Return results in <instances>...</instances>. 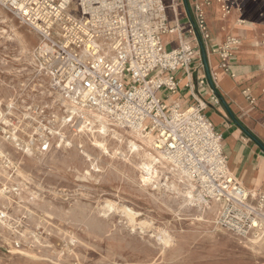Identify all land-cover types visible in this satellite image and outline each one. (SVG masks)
Segmentation results:
<instances>
[{
	"label": "rangeland",
	"instance_id": "rangeland-1",
	"mask_svg": "<svg viewBox=\"0 0 264 264\" xmlns=\"http://www.w3.org/2000/svg\"><path fill=\"white\" fill-rule=\"evenodd\" d=\"M164 1L166 4H170L171 0ZM20 34L28 39L27 50L20 42ZM37 39L34 32L0 6V152L3 154L0 156V197H2V201L0 198V264H264V234L260 238H241L226 232V230L223 232L217 224L220 214V206L217 203H212L216 210L208 211V209L203 215L196 207L189 206L181 195L171 192L166 187L164 176H161L160 184L143 183L141 172L138 169V158L123 156L120 153L114 155L115 149L112 143L109 146V153L101 152L92 144L90 135L79 133L80 127L77 118L70 124H64V120L70 118L67 106L73 104L53 90L50 79L38 75L33 55L38 44ZM114 128L122 134L127 133V130L120 127V130L117 126ZM14 134L17 137L16 143L11 142L10 139ZM91 149H94L95 152ZM86 156L92 159L86 160L88 159ZM93 166H96L97 170L94 171ZM88 171L91 176L86 175ZM130 175H133V179ZM120 178L123 179L120 180ZM65 183L66 185H64ZM146 186L148 187L146 188ZM171 197L173 198L171 199ZM77 201L81 204L80 206ZM46 203L49 204L46 205ZM109 205H112L114 210L109 212L108 216H104L102 212ZM125 209L136 213L135 231L124 215ZM116 210L118 211L116 212ZM109 217L111 218L109 219ZM183 217L184 219H181ZM29 219L32 220L29 221ZM42 221L43 223H39ZM93 224H96L97 228H93ZM161 235L170 237L173 241L172 246L166 250H162L163 246L161 248L158 245V236ZM113 236H117L118 241ZM120 240L122 241L120 242ZM143 250L146 252L143 253ZM234 255L235 257H233ZM198 257L203 260L201 261Z\"/></svg>",
	"mask_w": 264,
	"mask_h": 264
},
{
	"label": "built area",
	"instance_id": "built-area-1",
	"mask_svg": "<svg viewBox=\"0 0 264 264\" xmlns=\"http://www.w3.org/2000/svg\"><path fill=\"white\" fill-rule=\"evenodd\" d=\"M216 2L223 18L237 7V0ZM212 4L188 0L190 19L182 0H0L2 8L37 35V73L50 79L54 91L122 129L152 137L168 162L194 183L200 203L220 206L222 229L260 238L264 192H249L231 176L223 136L207 118L206 107L170 104L161 94L176 96V73L190 72L201 57L196 33L208 48L207 10ZM167 35H177L176 47L167 48ZM238 44L229 38L213 51L222 70L228 71ZM211 78L215 85L218 74L211 71ZM198 85L208 87L207 77Z\"/></svg>",
	"mask_w": 264,
	"mask_h": 264
},
{
	"label": "crops",
	"instance_id": "crops-1",
	"mask_svg": "<svg viewBox=\"0 0 264 264\" xmlns=\"http://www.w3.org/2000/svg\"><path fill=\"white\" fill-rule=\"evenodd\" d=\"M207 24L211 33L206 48L208 65L210 71L218 74L215 89L198 85L207 76L201 56L190 72L176 73L180 80L176 96L168 99L167 94H161L163 98L167 95L164 99L170 104L177 101L185 108L198 103L205 106L207 118L223 136L231 176L249 192L261 193L264 153L247 133L264 145V0H237V7L227 18L222 17L218 3L213 0L207 10ZM229 38L238 39L239 44L231 51L226 72L220 68V57L213 51ZM176 39L177 35L164 37L168 49L176 47Z\"/></svg>",
	"mask_w": 264,
	"mask_h": 264
},
{
	"label": "bare ground",
	"instance_id": "bare-ground-1",
	"mask_svg": "<svg viewBox=\"0 0 264 264\" xmlns=\"http://www.w3.org/2000/svg\"><path fill=\"white\" fill-rule=\"evenodd\" d=\"M21 30V29H20ZM6 31V30H5ZM20 37V42L23 46V48L25 50H27V44H28V39L23 35V34H20L19 35ZM38 41V39H37ZM21 46V45H20ZM33 48V47H32ZM18 55V54H17ZM34 55V54H33ZM1 57V56H0ZM29 57V56H28ZM10 63V62H9ZM4 64V63H3ZM2 67V66H1ZM30 67V66H29ZM2 74V72H1ZM43 79V78H42ZM39 81V80H38ZM37 81V82H38ZM40 82V81H39ZM2 85V84H1ZM4 85V84H3ZM50 85V84H49ZM10 87V86H9ZM37 87V85H36ZM50 87V86H49ZM39 89V88H38ZM1 90V89H0ZM4 90V89H3ZM2 90V91H3ZM52 90V89H51ZM7 91V90H6ZM44 91V90H43ZM7 94V93H5ZM1 95V94H0ZM4 95V94H3ZM37 95V94H36ZM8 96V95H7ZM6 96V97H7ZM1 97V96H0ZM30 97V96H29ZM37 97V96H36ZM43 97V96H42ZM38 98V97H37ZM41 98V97H40ZM34 99V98H33ZM54 100V99H53ZM63 101V100H62ZM27 102V101H26ZM65 102V101H64ZM30 103V102H29ZM34 103V102H33ZM45 103V102H44ZM2 104V103H1ZM29 105V104H28ZM58 105V104H57ZM59 108V107H58ZM68 110L67 112L69 113V116L70 118L68 120H64V124H70L73 120H75V118H77V120H79V127H80V131L79 133H82V134H87V135H90L91 137V142L92 144L97 147L101 152L103 153H109V146L110 144L112 143L113 144V147L115 149V152H114V155H118V153L122 154L123 156H134L137 159V161L139 160V163H138V169L140 170L141 172V179H142V182L143 183H157V184H160V178L161 176H164L166 178V187L171 191V192H174V193H178L179 195L182 196V198L184 199L185 202H187V204L191 207H196L198 210H200V212H202V214L204 215L206 213V210L210 211V209H213V210H216V207H214L212 205V203H208V204H201L200 201L196 198V193H195V185L194 183L188 178L186 177L185 175H183L182 173L178 172L167 160V158L164 156V154L158 150V148L156 147L155 145V142H154V139L152 137H144L142 136L141 134L137 133V132H134V131H130V130H127V133L126 134H122L121 132L117 131L114 127H118L117 124H115L114 122H112L111 120H109L107 117L99 114V113H96L95 111L93 110H90V109H84V108H81V107H78L76 105H69L67 106ZM18 111V110H17ZM31 112V111H30ZM55 113V112H54ZM65 113V112H64ZM57 114V113H56ZM4 115V114H3ZM12 116V115H11ZM2 117V116H1ZM13 117V116H12ZM45 117V116H44ZM50 117V116H49ZM31 118V117H30ZM37 118V117H36ZM29 119V118H28ZM36 120V119H35ZM51 121V120H50ZM58 121V120H57ZM56 121V122H57ZM38 122V121H37ZM49 123V122H48ZM7 124V123H5ZM58 125V124H57ZM62 125V124H61ZM50 126V125H49ZM71 126V125H70ZM22 128V127H21ZM53 128V127H52ZM119 128V127H118ZM14 129V128H13ZM42 130V129H41ZM68 130V129H67ZM120 130V128H119ZM29 131V130H28ZM75 131V130H74ZM122 131V130H121ZM19 132V130H18ZM125 132V131H124ZM21 133V132H20ZM57 133V132H56ZM66 133V132H65ZM12 134V133H11ZM19 134V133H18ZM55 134V133H54ZM29 135V134H28ZM86 135V136H87ZM59 137V136H58ZM65 137V136H64ZM1 138V137H0ZM55 138V137H54ZM70 138V137H69ZM3 139V138H2ZM11 139V142H17V137L16 135L14 134L12 136ZM50 139V138H49ZM76 139V138H75ZM83 139V138H82ZM1 140V139H0ZM55 140V139H54ZM67 140V139H66ZM88 140V139H87ZM62 142V141H61ZM72 142V141H71ZM90 142V143H91ZM8 143V142H7ZM54 143V142H53ZM10 144V143H9ZM33 144V143H32ZM91 144V145H92ZM11 145V144H10ZM30 145V144H29ZM68 146L70 145L69 143L67 144ZM86 145V144H85ZM53 146V145H52ZM65 146V145H64ZM63 146V148H64ZM88 146V145H87ZM58 147V146H57ZM56 147V148H57ZM93 147V146H92ZM35 148V147H34ZM67 148V147H66ZM79 148V147H78ZM96 148V149H97ZM12 149H14L12 147ZM62 149V148H61ZM81 149V148H80ZM58 150V149H57ZM69 150V149H68ZM94 151V149H91V151ZM46 151V150H45ZM67 151V150H66ZM86 151V150H85ZM111 151V150H110ZM29 152V151H28ZM49 152V151H48ZM65 152V151H64ZM90 152V151H88ZM95 152V151H94ZM99 152V151H98ZM31 153V152H30ZM57 153V152H56ZM77 153V152H76ZM75 153V154H76ZM79 153V152H78ZM84 153V152H83ZM86 153V152H85ZM92 153V152H91ZM17 154V153H16ZM27 154V153H26ZM81 154V153H80ZM2 152H0V156H2ZM8 155V154H7ZM45 155V154H44ZM51 155V154H50ZM60 155V154H59ZM68 155V154H67ZM82 155V154H81ZM107 155V154H106ZM109 155V154H108ZM107 155V156H108ZM29 156V155H27ZM33 156V155H31ZM54 156V155H53ZM81 157V156H80ZM85 157V156H84ZM88 159L86 160H91L89 156H86ZM94 157V155H93ZM54 158V157H53ZM61 158V156H60ZM79 158V157H78ZM74 159V158H72ZM81 159V158H80ZM83 159V158H82ZM94 159V158H93ZM111 159V158H110ZM109 159V160H110ZM134 159V158H133ZM132 159V160H133ZM31 160H32V157H31ZM35 160V159H34ZM39 160V159H38ZM44 160V159H43ZM70 160V159H69ZM95 160V159H94ZM77 161V159H76ZM81 161V160H80ZM83 161V160H82ZM112 161V160H111ZM134 161V160H133ZM40 162V161H39ZM43 162V161H42ZM46 162V161H45ZM85 162V161H84ZM88 162V161H87ZM106 162V161H105ZM124 162V160H123ZM122 162V163H123ZM9 163V162H8ZM28 163V162H27ZM44 163V162H43ZM49 163V162H48ZM77 163V162H76ZM118 163V162H117ZM136 163V162H135ZM30 164V163H29ZM38 164V162H37ZM42 164V163H41ZM50 164V163H49ZM54 164V163H53ZM79 164V163H78ZM125 164V163H124ZM31 165V164H30ZM35 165V164H34ZM33 165V166H34ZM40 165V164H39ZM60 165V163H59ZM80 165V164H79ZM87 165V164H86ZM89 165V164H88ZM117 165V164H115ZM114 165V166H115ZM45 166V164H44ZM57 166V165H56ZM97 166V165H96ZM96 166H93V170H97V167ZM102 166V165H101ZM100 166V167H101ZM113 166V164H112ZM119 166V165H118ZM126 166V165H125ZM128 166V165H127ZM46 167V166H45ZM66 167V166H65ZM81 167V166H80ZM79 167V168H80ZM92 167V166H91ZM108 167V166H107ZM121 167V166H120ZM43 168V167H42ZM51 168V167H50ZM74 168V167H73ZM118 168V167H117ZM127 168V167H126ZM4 169V168H3ZM36 169V168H35ZM78 169V168H77ZM83 169V168H82ZM85 169V168H84ZM83 169V170H84ZM90 169V168H89ZM113 169V168H112ZM125 169V168H123ZM135 169V168H134ZM7 170V169H6ZM55 170V169H54ZM128 170V169H127ZM5 171V170H3ZM62 171V170H61ZM73 171V170H72ZM77 171V170H76ZM100 171V170H99ZM108 171V170H107ZM129 171V170H128ZM133 171V170H132ZM52 172V171H51ZM68 172V170H67ZM70 172V171H69ZM102 172V171H101ZM56 173V172H55ZM63 173V172H62ZM81 173V172H80ZM94 173V172H93ZM106 173V172H105ZM104 173V174H105ZM114 173V172H113ZM7 174V173H6ZM47 174V172H46ZM98 174V173H97ZM108 174V173H107ZM128 174V173H127ZM134 174V173H133ZM58 175V173H57ZM74 175V173H73ZM76 175V174H75ZM79 175V174H78ZM86 175H90V172H86ZM103 175V174H102ZM129 175V174H128ZM8 176V175H7ZM51 176V175H50ZM60 176V175H59ZM82 176V175H81ZM98 176V175H97ZM111 176V175H110ZM131 176V175H130ZM133 176V175H132ZM131 176V178L133 179V177ZM47 177V176H46ZM61 177V176H60ZM64 177V176H63ZM74 177V176H73ZM105 177V176H104ZM136 177V176H135ZM12 178V177H11ZM16 178V177H15ZM53 178V177H52ZM65 178V177H64ZM108 178V177H107ZM106 178V179H107ZM7 179V178H6ZM47 179V178H46ZM105 179V178H104ZM116 179V178H115ZM123 179V178H120V180ZM127 179V178H126ZM135 179V178H134ZM138 179V178H137ZM9 180V179H8ZM18 180V178H17ZM45 180V179H44ZM50 180V179H49ZM62 181V180H61ZM91 181V180H90ZM108 181V180H107ZM134 181V180H133ZM4 182V181H2ZM52 182V181H51ZM85 182V181H84ZM112 182V181H111ZM115 182V180H114ZM119 182V181H118ZM131 182V180H130ZM137 182V181H136ZM7 183V182H6ZM10 183V182H9ZM29 183V182H28ZM56 183V182H55ZM61 183V182H60ZM87 183V182H86ZM85 183V184H86ZM89 183V182H88ZM121 183V182H120ZM123 183V182H122ZM134 183V182H133ZM11 184V183H10ZM14 184V183H13ZM94 184V183H93ZM92 184V185H93ZM101 184V183H100ZM42 185V184H41ZM66 185V183L64 184ZM70 185V184H69ZM72 185V184H71ZM111 185V184H110ZM115 185V184H114ZM145 185V184H144ZM61 186V185H60ZM68 186V185H67ZM87 186V185H86ZM91 186V185H90ZM130 186V185H129ZM139 186V185H138ZM62 187V186H61ZM65 187V186H64ZM93 187V186H92ZM148 186H146L147 188ZM165 187V188H166ZM7 188V187H6ZM123 188V187H122ZM27 189V188H26ZM129 189V188H128ZM164 189V188H163ZM150 190V189H149ZM24 191V189H23ZM65 191V190H64ZM68 191V190H67ZM66 191V192H67ZM103 191V190H101ZM129 191V190H128ZM153 191V190H152ZM167 191V190H166ZM111 192V191H110ZM135 192V191H134ZM137 192V191H136ZM145 192V191H144ZM30 193V192H29ZM75 193V192H74ZM100 193V192H99ZM106 193V192H105ZM123 193V192H122ZM155 193V192H154ZM153 193V194H154ZM22 194V193H21ZM61 194V193H60ZM68 194V193H67ZM76 194V193H75ZM125 194V193H124ZM127 194V193H126ZM134 194V193H133ZM138 194V193H137ZM172 194V193H171ZM32 195V194H30ZM89 195V194H88ZM91 195V194H90ZM113 195V194H112ZM1 196V195H0ZM12 196V195H11ZM72 196V195H71ZM92 196V195H91ZM108 196V195H107ZM161 196V195H160ZM165 196V195H164ZM167 196V195H166ZM180 196V197H181ZM24 197V196H22ZM36 197V196H35ZM115 197V196H114ZM145 197V196H144ZM1 198V201H2V197ZM7 198V197H6ZM135 198V197H133ZM138 198V197H137ZM141 198V197H140ZM155 198V197H154ZM165 198V197H164ZM173 197H171L172 199ZM5 199V198H3ZM23 199V198H22ZM38 199V198H37ZM166 199V198H165ZM176 199V198H175ZM59 200V199H58ZM67 200V199H66ZM146 200V199H145ZM148 200V199H147ZM168 200V199H167ZM7 201V199H6ZM43 201V200H42ZM41 201V202H42ZM64 201V200H63ZM126 201V200H125ZM154 201V200H153ZM163 201V200H162ZM37 202V201H36ZM46 202V201H45ZM51 202V201H50ZM78 202V201H77ZM81 202V201H80ZM176 202V201H175ZM75 203V202H74ZM79 203V202H78ZM129 203V202H128ZM132 203V202H131ZM164 203V202H162ZM170 203V202H169ZM172 203V202H171ZM8 204V203H7ZM6 204V205H7ZM39 204V203H38ZM49 204V203H46V205ZM88 204V203H86ZM96 204V203H95ZM152 204V203H151ZM174 204V203H173ZM176 204V203H175ZM185 204V203H184ZM2 205V204H1ZM34 205V204H33ZM37 205V204H36ZM45 205V204H44ZM45 205V206H46ZM75 205V204H74ZM73 205V206H74ZM81 204L79 203V206ZM136 205V204H135ZM170 205V204H168ZM183 205V204H182ZM39 206V205H38ZM153 206V205H152ZM161 206V205H160ZM16 207V206H15ZM18 207V206H17ZM37 207V206H35ZM44 207V206H42ZM48 207V206H47ZM91 207V206H90ZM165 207V206H164ZM171 207V206H170ZM184 207V206H183ZM218 207V206H217ZM20 208V207H19ZM62 208V207H61ZM79 208V207H78ZM81 208V207H80ZM84 208V207H83ZM174 208V207H173ZM15 209V208H14ZM25 209V208H24ZM45 209V208H44ZM74 209V207H73ZM89 210V208H87ZM91 209V208H90ZM105 209V207H104ZM144 209V208H143ZM161 210H164L162 208H160ZM180 209V208H179ZM187 209V207H186ZM17 210V209H15ZM26 210V209H25ZM24 210V211H25ZM70 210V209H69ZM94 210V209H93ZM102 210V209H101ZM112 210H114V207L112 205H109V207H107L106 210H103L102 214L104 216H108L109 212H111ZM145 210V209H144ZM14 212V210H12ZM47 211V210H46ZM49 211V210H48ZM76 212V210H74ZM83 211V210H82ZM100 211V210H99ZM118 210H116L117 212ZM160 211V210H159ZM175 211V210H174ZM195 211V209H194ZM40 212V210H39ZM55 212V211H54ZM62 212V211H60ZM59 212V214H60ZM152 212V211H151ZM167 212V211H166ZM180 212V211H179ZM183 212V211H182ZM213 212V211H212ZM217 212V211H216ZM21 213V211H20ZM27 212H25L26 214ZM44 213V212H43ZM68 213V212H66ZM81 213V212H80ZM91 213V212H90ZM33 214V213H32ZM69 214V213H68ZM92 214V213H91ZM90 214V215H91ZM172 214V213H171ZM28 215V213H27ZM34 215V214H33ZM54 215H56V213H54ZM72 215V214H71ZM79 215V214H78ZM88 215V214H87ZM89 215V216H90ZM112 215V214H111ZM124 215L126 216V219L128 220L129 224L131 225V228L133 229V231H135L136 229V220H135V217H136V213H134L132 210L130 209H125L124 210ZM140 215V214H139ZM149 215V214H148ZM151 215V214H150ZM195 215V214H194ZM208 215V214H207ZM3 216V214H2ZM17 216H18V213H17ZM29 216V215H28ZM67 216V215H65ZM80 216V215H79ZM117 216V215H116ZM115 216V217H116ZM177 216V215H176ZM30 217V216H29ZM28 217V218H29ZM58 217V216H57ZM101 217V216H100ZM187 217V216H186ZM208 217V216H207ZM32 218V217H31ZM59 218V217H58ZM81 218V217H80ZM87 218V217H86ZM111 217H109L110 219ZM194 218V217H192ZM204 218V217H203ZM3 219V218H2ZM40 219V218H39ZM62 219V218H61ZM71 219V218H70ZM153 219H154V216H153ZM181 219H184L181 218ZM187 219V218H186ZM189 219V217H188ZM32 220V219H31ZM29 219V221H31ZM38 220V219H37ZM41 220V219H40ZM39 220V221H40ZM65 220V219H64ZM72 220V219H71ZM85 220V219H84ZM83 220V222H84ZM90 220V219H89ZM95 220V219H94ZM157 220V219H156ZM211 220V219H210ZM52 221V220H51ZM58 221V220H57ZM70 221V220H69ZM81 221V220H80ZM86 221V220H85ZM97 221V220H96ZM102 221V220H101ZM113 221V220H111ZM117 221V220H116ZM150 221V220H148ZM177 221V220H175ZM23 222V221H22ZM45 222V221H44ZM77 222V221H76ZM99 222V221H98ZM39 223H43L42 222H39ZM71 223V221H70ZM92 223V221H91ZM165 223V222H164ZM29 224V223H28ZM50 224V223H49ZM78 224V223H77ZM81 224V223H80ZM118 224V223H117ZM120 224V223H119ZM153 224V223H152ZM218 224V223H217ZM36 225V224H35ZM84 225V224H83ZM86 225V224H85ZM105 225H108V224H105ZM110 225V224H109ZM125 225V224H123ZM149 225V224H148ZM172 225V224H171ZM194 225V224H193ZM32 226V225H30ZM64 226V225H63ZM104 226V225H103ZM1 227V226H0ZM49 227V226H48ZM55 227V226H54ZM66 227V226H65ZM70 227V226H69ZM87 227V226H86ZM195 227V225H194ZM72 228V227H71ZM93 228H97V225L96 224H93ZM100 228V227H99ZM127 228V227H125ZM130 228V227H129ZM58 229V228H57ZM101 229V228H100ZM105 229V228H104ZM107 229V228H106ZM118 229V228H117ZM140 229V228H139ZM7 230V229H6ZM52 230V229H51ZM89 230V229H88ZM119 230V229H118ZM200 230V229H199ZM215 230V229H214ZM223 232L225 230L221 229ZM47 231V230H46ZM86 231V230H85ZM90 231V230H89ZM115 231V230H114ZM132 231V230H131ZM130 231V232H131ZM201 231V230H200ZM1 232V231H0ZM8 233V231H6ZM14 232V231H13ZM52 232V231H51ZM54 232V231H53ZM57 232V230H56ZM61 232V231H60ZM67 232V231H66ZM88 232V231H87ZM85 232V233H87ZM107 232V231H106ZM123 232V231H122ZM128 232V231H127ZM129 232V233H130ZM171 232V231H169ZM227 232V231H226ZM10 233V232H9ZM19 233V232H18ZM44 233V232H43ZM50 233V232H49ZM84 233V232H83ZM105 233V232H104ZM121 233V232H120ZM165 233V232H164ZM198 233V232H197ZM60 234V233H59ZM113 234V233H112ZM117 234V233H116ZM126 234V233H125ZM6 235V234H5ZM61 235V234H60ZM114 235V234H113ZM129 235V234H128ZM201 235V234H200ZM226 235V234H225ZM15 236V235H14ZM24 236V235H23ZM22 236V237H23ZM84 236V235H83ZM82 236V237H83ZM97 236V235H96ZM137 236V235H136ZM143 236V235H142ZM204 236V235H202ZM229 236V235H228ZM33 237V236H32ZM62 237V236H61ZM67 237V236H66ZM72 237V236H71ZM93 237V236H92ZM115 237V236H113ZM141 237V236H140ZM178 237V236H176ZM226 237V236H225ZM230 237V236H229ZM233 237V236H232ZM18 238V237H16ZM112 238V237H111ZM118 237L116 236L115 239H117ZM120 238V236H119ZM125 238V237H123ZM145 238V237H144ZM155 238V237H154ZM152 238V239H154ZM181 238V237H180ZM204 238V237H203ZM253 238V237H252ZM14 239V238H13ZM33 239V238H32ZM64 239V238H63ZM90 239V238H89ZM100 239V238H99ZM128 239V238H127ZM223 239V238H222ZM233 239H236V238H233ZM5 240V239H4ZM21 240V239H20ZM29 240H30V237H29ZM83 240V239H82ZM113 240V239H112ZM130 240V239H129ZM192 240V239H191ZM38 241V240H37ZM65 241V240H63ZM73 242H75V240H72ZM97 241V240H96ZM115 241V240H114ZM118 241V239H117ZM122 240H120L121 242ZM125 241V240H124ZM231 241V240H230ZM240 241V240H239ZM78 242V241H77ZM98 242V241H97ZM131 242V241H130ZM155 242V241H154ZM175 242V241H174ZM197 242V241H195ZM215 242V241H213ZM225 242V241H224ZM234 242V241H233ZM249 242V241H248ZM20 243V242H19ZM26 243V242H25ZM43 243V242H42ZM123 243V242H122ZM150 243V242H149ZM152 243V242H151ZM158 245L163 246L162 250H166L169 246L171 247L172 244H173V241L170 237H167V236H158ZM178 243V242H177ZM207 243V242H206ZM231 244V242H229ZM38 244V242H37ZM41 244V242H40ZM44 244V243H43ZM78 244V243H77ZM82 244V243H81ZM96 244V243H95ZM98 244V243H97ZM109 244V243H107ZM116 244V243H115ZM119 244V243H118ZM134 244V243H133ZM181 244V243H180ZM227 244V243H226ZM238 244V243H237ZM35 245V244H34ZM79 245V244H78ZM179 245V244H178ZM177 245V246H178ZM264 245V244H263ZM262 245V246H263ZM47 246V245H46ZM93 246V245H92ZM119 246V245H118ZM213 246V245H212ZM221 246V245H220ZM227 246V245H226ZM236 246V245H235ZM238 246V245H237ZM13 247V246H12ZM43 247V246H42ZM77 247V246H76ZM128 247V246H127ZM176 247V246H175ZM38 248V247H36ZM125 248V247H124ZM129 248V247H128ZM131 248V247H130ZM145 248V247H144ZM178 248V247H177ZM85 249V248H83ZM100 249V248H99ZM111 249V248H110ZM121 249V248H120ZM126 249V248H125ZM259 249V248H258ZM257 249V250H258ZM88 250V249H87ZM98 250V249H97ZM124 250V249H123ZM129 250V249H128ZM190 250V249H189ZM197 250V248H196ZM209 250V249H208ZM221 250V249H220ZM72 251V250H71ZM111 251V250H110ZM118 251V250H117ZM137 251V250H136ZM145 253L146 251L143 250ZM150 251V250H149ZM161 251V250H160ZM186 251V250H185ZM232 251V250H231ZM260 251V250H259ZM23 252V251H22ZM42 252V251H41ZM45 252V251H44ZM54 252V251H53ZM106 252V251H105ZM112 252V251H111ZM130 252V251H129ZM151 252V251H150ZM157 252V251H156ZM198 252V251H197ZM208 252V251H207ZM211 252V251H210ZM237 252V251H236ZM18 254V252H16ZM40 253V252H39ZM43 253V252H42ZM118 253V252H117ZM133 253V252H132ZM136 253V252H135ZM149 253V252H148ZM214 253V252H213ZM252 253V251H251ZM48 254V253H47ZM58 254V253H57ZM98 254H99V251H98ZM108 254V252H107ZM116 254V252H115ZM138 254V253H137ZM152 255V253H150ZM163 254V253H161ZM171 254V253H170ZM183 254V253H182ZM192 254V253H191ZM208 254V253H207ZM218 254V253H217ZM220 254V253H219ZM233 254V253H232ZM236 254V253H235ZM41 255V254H40ZM168 255H169V252H168ZM167 255V256H168ZM177 255V254H176ZM188 255V254H187ZM200 255V254H199ZM203 255V254H202ZM225 255V254H224ZM229 256V254H226ZM241 255V254H240ZM42 256V255H41ZM65 256V255H64ZM81 256V255H79ZM101 256V255H100ZM112 256V255H111ZM123 256V255H122ZM164 256V255H162ZM175 256V255H174ZM186 256V255H185ZM197 256V255H196ZM206 256V255H205ZM204 256V257H205ZM227 256V257H228ZM243 256V255H242ZM254 256V255H253ZM35 257V256H34ZM67 257V256H66ZM83 257V256H82ZM85 257V256H84ZM109 258V256H107ZM155 257V256H154ZM166 257V256H164ZM172 258V256H170ZM178 257V255H177ZM182 257V256H181ZM235 257V255L233 256ZM27 258V257H26ZM48 258V257H47ZM74 258V257H72ZM78 258V257H77ZM103 258V257H102ZM117 258V257H116ZM193 258V257H192ZM195 258V257H194ZM199 258V257H198ZM203 258V257H202ZM206 258V257H205ZM208 258V257H207ZM216 258V257H215ZM11 259V258H10ZM30 259V258H29ZM52 259V258H51ZM65 259V258H64ZM104 259V258H103ZM114 259V258H113ZM164 259V258H162ZM182 259V258H181ZM180 259V260H181ZM201 259V258H199ZM218 259V258H217ZM216 259V261H217ZM219 259H221L219 257ZM61 260V259H60ZM83 260V259H82ZM89 260V259H88ZM109 260V259H108ZM111 260V259H110ZM109 260V261H110ZM118 260V258H117ZM159 260V258H158ZM172 261V259H170ZM184 260V259H182ZM203 259H201L202 261ZM228 260V259H227ZM68 261V260H67ZM151 261V260H150ZM156 261V260H155ZM214 261V260H213ZM51 262V261H50ZM53 262V261H52ZM90 262V261H89ZM98 262V261H96ZM146 262V261H145ZM166 262V261H165ZM163 262V263H165ZM169 262V261H168ZM187 262V261H186ZM200 262V261H199ZM209 262V261H208ZM56 263V262H55ZM175 263V262H174ZM211 263V262H210ZM213 263V262H212ZM53 264V263H52ZM108 264V263H107ZM136 264V263H135ZM160 264V263H159ZM169 264V263H168Z\"/></svg>",
	"mask_w": 264,
	"mask_h": 264
},
{
	"label": "water",
	"instance_id": "water-1",
	"mask_svg": "<svg viewBox=\"0 0 264 264\" xmlns=\"http://www.w3.org/2000/svg\"><path fill=\"white\" fill-rule=\"evenodd\" d=\"M182 2L184 4V8H185V10L187 12L188 17L191 19V14H190V9H189V5H188V0H182ZM196 37H197V41H198V44H199L203 65H204L205 70H206V75H207L206 77H207L208 83L213 89H215V85L212 82V78H211V71H210L209 65H208L206 47H205L204 43L202 42V40H201V38H200L198 33H196ZM234 122L237 123V121L235 119H234ZM247 134L257 143V145L261 148L262 152L264 153V145L262 143H260L258 140H256L255 138H253L249 133H247Z\"/></svg>",
	"mask_w": 264,
	"mask_h": 264
}]
</instances>
